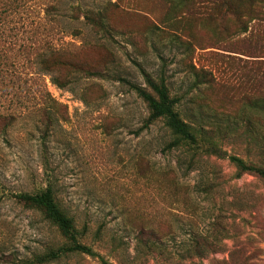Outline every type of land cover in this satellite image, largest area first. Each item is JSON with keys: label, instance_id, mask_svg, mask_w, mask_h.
Segmentation results:
<instances>
[{"label": "rangeland", "instance_id": "374dc122", "mask_svg": "<svg viewBox=\"0 0 264 264\" xmlns=\"http://www.w3.org/2000/svg\"><path fill=\"white\" fill-rule=\"evenodd\" d=\"M107 1H0V264L67 243L13 196L48 186L97 254L47 264H264V179L236 177L204 149H168L171 131L163 119L144 125L149 109L129 85L145 86L139 65L163 75L197 134L264 168V111L250 107L264 97V49L243 32L255 15L196 10L167 22L166 0H112L108 38L82 12ZM46 57L63 62L53 74L66 86L41 69ZM143 228L160 237L152 249Z\"/></svg>", "mask_w": 264, "mask_h": 264}, {"label": "trees", "instance_id": "16d2710c", "mask_svg": "<svg viewBox=\"0 0 264 264\" xmlns=\"http://www.w3.org/2000/svg\"><path fill=\"white\" fill-rule=\"evenodd\" d=\"M1 1V0H0ZM169 4V10L165 15L167 22H174L176 15L180 12L194 13L196 10L207 11L214 13L223 11V14L228 12L234 13L238 17L246 15H255L254 19L257 25L249 27L246 23L243 25V32L249 34L250 38L261 43L260 49H264V0H166ZM117 1L109 0L99 9H84L82 10L85 21L92 26L96 32H101L105 37L113 38L112 29L109 21V11L111 7L116 6ZM6 10V11H5ZM0 12V19L7 13V9ZM80 7H74L72 16L76 18ZM52 55L61 56L60 50L50 47ZM63 62L53 61L49 62L48 57L41 59V69L51 75V80L59 85L66 86V82L54 75V71ZM141 73L145 80V86L134 83H129L137 95L142 98L149 109L148 118L145 121V126H149L157 119H163L165 125L172 133V139L167 144L168 149L186 148L188 150L204 149L207 153H212L221 158H228L236 168V177H241L244 173H254L264 179V168L259 165L248 163L243 158L228 154L217 147V144L211 141L208 137H201L197 134V130L185 121L180 112L177 110V103L179 99L172 97L166 79L163 75L158 78L154 77L145 68L139 65ZM90 75L105 77L104 72L89 71ZM251 108H258L264 111V97H259L250 102ZM207 142L205 148L202 144ZM212 185L203 187V191L210 192ZM16 200L25 206L38 210L43 213L45 218L54 223L62 236L67 240V243L60 245L57 248H50L43 253L33 255L31 259H24L23 264H47L56 261L63 256L70 254H89L96 255L97 253L89 246L82 243L78 238V231L75 227L74 219L68 215L58 204L55 199L53 189L48 186L37 192H18L13 195ZM159 235L151 228H143L139 232V240L146 246L147 249H152L157 245ZM200 242L193 241L190 250L194 252H201ZM103 263H106L102 259Z\"/></svg>", "mask_w": 264, "mask_h": 264}]
</instances>
